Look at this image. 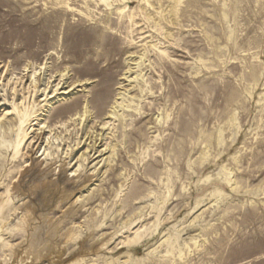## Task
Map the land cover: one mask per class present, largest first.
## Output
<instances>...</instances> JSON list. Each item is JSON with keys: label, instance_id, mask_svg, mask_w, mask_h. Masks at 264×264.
<instances>
[{"label": "rangeland", "instance_id": "1", "mask_svg": "<svg viewBox=\"0 0 264 264\" xmlns=\"http://www.w3.org/2000/svg\"><path fill=\"white\" fill-rule=\"evenodd\" d=\"M0 74V264H264V0H0Z\"/></svg>", "mask_w": 264, "mask_h": 264}, {"label": "bare ground", "instance_id": "2", "mask_svg": "<svg viewBox=\"0 0 264 264\" xmlns=\"http://www.w3.org/2000/svg\"><path fill=\"white\" fill-rule=\"evenodd\" d=\"M24 10V9H23ZM133 58V57H132ZM145 60V59H144ZM43 64V63H42ZM26 66H28V65H26ZM25 66V67H26ZM40 69H42V72H43V75H44V70H45V66H43V65H41L40 66ZM25 70H27L26 68H25ZM38 70H39V68H38ZM25 72V71H24ZM39 72H41V70L39 71ZM132 72V67L128 64L127 65V67H126V69L124 70V72L121 74V76H120V79L122 80V81H124V80H130V73ZM3 74V73H2ZM35 74H37V73H35ZM6 75V74H5ZM24 75V74H23ZM26 75V74H25ZM33 75V74H32ZM32 75H29V77L30 78H32V77H36V75H34V76H32ZM20 76V75H19ZM39 76V75H38ZM53 76V75H52ZM136 76V75H135ZM22 77H24V76H22ZM22 77H19V78H17V79H15V80H11L12 82H10V80L9 79H7V80H5L4 79V76L3 75H1L0 74V91H2V96L0 97V106H2V105H4V104H6L7 102H10V104H12L11 106L12 107H10L11 109H6L5 110V112L3 113V116L4 115H7V114H10L11 112H12V110H13V112L15 111L16 113H17V116H18V119L20 120V121H22L23 122V119H24V117H25V115H26V108H25V105L27 106V104H25L24 105V103L26 102V99L25 98H27V96H28V94L27 93H29V90H30V88H32L33 87V83H32V80L29 82V83H26V81L22 78ZM65 75H64V73L63 74H61V76L59 77V79L58 80H56L53 84H48L47 86H45L44 88H43V90H42V93H43V95H45V97L44 98H51V97H54L52 94L53 93H55V92H57V91H60V93L61 94H67V93H69L72 89H74V84H72V85H65V83H66V80H65ZM32 79H34V78H32ZM54 79V78H53ZM47 80V79H46ZM49 80V79H48ZM52 80V79H51ZM51 80H50V82H51ZM34 81V80H33ZM36 81V80H35ZM44 81V80H43ZM122 81L120 82V84L122 83ZM49 82V83H50ZM53 82V81H52ZM39 83H41V82H39ZM44 84V83H43ZM44 85H46V84H44ZM39 88V87H38ZM32 90V89H31ZM41 90V89H40ZM32 91H34V90H32ZM40 92V91H39ZM124 92V91H123ZM37 93V92H36ZM26 94H27V96H26ZM50 94V95H49ZM120 94V93H119ZM118 94V95H119ZM121 96V95H120ZM120 96H117L115 99H114V101L111 103V105H110V107L108 108V111H107V115L104 117V119H102V121L101 122H99L98 123V126H96V128H98V129H100L101 131H97V130H93L92 132L94 133V134H92V133H90V134H86V138H85V140H83V141H81V140H79V142L78 143H83V144H86V147H85V149H84V151L80 154V157H81V159H83L84 161L86 160V162H89V161H91V160H93V159H98L96 162H95V164H98L99 165V163H103V161H104V159L105 158H103V154L105 153V150H107V145H105L104 147H102V148H99V146H100V143H101V141H102V134L104 133V130H107L108 129V131L109 130H112V128H113V123H114V121H112L115 117H116V115H117V112L119 111V109L122 107V100H120ZM33 97V96H32ZM28 98H29V96H28ZM30 98H31V95H30ZM41 98H43V97H41ZM9 99V101H7ZM112 99V100H113ZM31 99H29V101H30ZM120 100V101H119ZM46 101V100H45ZM27 103H29L28 101H27ZM31 103V102H30ZM127 106V105H126ZM28 109V108H27ZM81 109H82V112L81 113H78V112H76L75 113V117L73 118L72 116L71 117H69V119L68 120H71V121H73V119H75V118H79L80 120H81V122L82 121H84L87 117H88V110H87V104L86 103H83V105H82V107H81ZM119 113V112H118ZM39 115H41V113L40 114H37L32 120H35L33 123H30L29 125V130H31L32 131V129H34V128H32V126H33V124H35V122L37 123V120L39 119L38 118V116ZM77 115V116H76ZM5 117V116H4ZM3 117V118H4ZM14 120V119H13ZM101 120V119H100ZM25 121V120H24ZM29 122V121H28ZM70 122V121H69ZM80 122V121H79ZM20 124V123H19ZM63 125V124H62ZM45 127H47V126H44V124L43 125H40V127H38V131L36 130V128H35V130L37 131V134L36 135H34V136H30V138H29V141L27 142L28 143V145H29V147L33 150V149H35V148H39L40 147V144H41V139H42V137H40V134H38V132L39 133H44L45 131H49V130H45ZM20 130H21V127L19 128ZM76 129V128H75ZM27 130V129H26ZM69 131V130H68ZM25 132V131H24ZM24 132H23V130H22V133L24 134ZM60 132V131H59ZM113 132V131H112ZM25 134L26 135H29V134H27L26 132H25ZM24 134V135H25ZM110 134V133H109ZM25 135V136H26ZM63 136V135H62ZM84 136V135H83ZM89 139V141L86 143V141ZM64 140V139H63ZM61 142V141H60ZM62 143V142H61ZM75 143V142H74ZM73 143V144H74ZM77 143V144H78ZM82 144V145H83ZM77 146V145H76ZM43 150V149H42ZM79 157V156H78ZM77 160V159H76ZM71 163V162H70ZM76 163L77 162H74V163H72V164H68L66 167H64V166H62V173H63V169H68L69 171H70V174L72 173V175L71 176H73L74 174H76L75 172L76 171H78V169L80 168V164L78 163L77 165H76ZM76 165V167H74ZM74 167V168H73ZM60 169V168H59ZM60 174V176H59V179L60 180H62V181H65L66 183H68L69 184V182L70 181H72V182H74L75 180H72V179H62L63 178V174ZM78 181V180H77ZM80 182V181H79ZM78 184V183H77ZM73 185V184H72ZM71 185V186H72ZM79 185V184H78ZM85 186V185H84Z\"/></svg>", "mask_w": 264, "mask_h": 264}]
</instances>
